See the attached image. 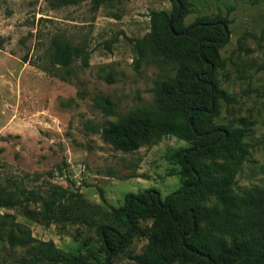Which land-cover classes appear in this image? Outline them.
I'll return each mask as SVG.
<instances>
[{"label":"rangeland","instance_id":"374dc122","mask_svg":"<svg viewBox=\"0 0 264 264\" xmlns=\"http://www.w3.org/2000/svg\"><path fill=\"white\" fill-rule=\"evenodd\" d=\"M183 1L189 7L185 23L228 19L220 85L234 100L221 107L219 121L243 116L252 122L233 189L264 186V1ZM171 9L170 0H0V191L16 199L13 206H0V264L30 256L6 240L5 232L18 224L93 263L133 264L143 250L151 219H139V231L124 243L111 237L110 247L98 227L124 232L114 209L128 193L153 189L163 199L179 189L180 165L173 155L190 143L166 135L123 151L106 142L102 130L152 105L155 80L170 70L149 53L139 57L136 41L149 32L151 11ZM54 38L83 46L88 63L51 60ZM102 96L113 102L114 114L104 113ZM56 186L64 195L42 216V199Z\"/></svg>","mask_w":264,"mask_h":264},{"label":"trees","instance_id":"16d2710c","mask_svg":"<svg viewBox=\"0 0 264 264\" xmlns=\"http://www.w3.org/2000/svg\"><path fill=\"white\" fill-rule=\"evenodd\" d=\"M104 1L93 0L96 4ZM170 1V12L151 11L150 30L136 41L139 57L149 53L170 71L155 80L151 106L110 122L102 137L123 151L155 144L166 135L188 141V148L173 155L180 165L181 186L163 199L153 189L128 193L122 207L114 209L124 232L100 225L98 233L110 247L111 237L117 244L124 243L139 231V219H151L147 242L133 256V264H264V186L252 185L241 192L233 189L236 170L248 153L244 138L252 122L243 116L219 121L221 107L234 100L220 85L226 66L220 50L228 41V19L209 16L185 23L188 5L183 0ZM49 55L63 65L75 58L88 63L83 46L60 38L52 40ZM99 104L105 114H114L107 96L100 97ZM226 111L233 114L229 105ZM49 192L50 197L41 203L40 214L45 217L65 190L56 186ZM15 202L11 194L0 191V206ZM5 234L11 247L30 252L29 257L18 258V264H103L64 253L52 241L33 237L23 225Z\"/></svg>","mask_w":264,"mask_h":264}]
</instances>
